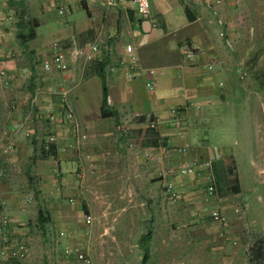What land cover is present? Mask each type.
Returning <instances> with one entry per match:
<instances>
[{"label": "crops", "instance_id": "crops-1", "mask_svg": "<svg viewBox=\"0 0 264 264\" xmlns=\"http://www.w3.org/2000/svg\"><path fill=\"white\" fill-rule=\"evenodd\" d=\"M60 1L68 9L63 17L58 14ZM114 1L107 6L104 0H0V70L7 72L0 76V204L8 206L13 242L29 247L25 259L10 258L1 264H37L34 236L41 230L43 234L49 224L41 220V213L55 220L58 235L66 232L67 243L81 245L83 224L77 223L78 210L84 198L93 208L92 193L101 188L130 189V194L140 189L150 226L136 238V245L142 247L144 259L151 253V244H162L165 256L160 258L166 264L174 255L170 242L176 218L173 201L180 200L178 216L181 210L190 213L183 220L190 226L210 221L201 216L206 206L216 208L208 202L209 177L202 164L217 153L234 157L224 145L228 136L222 135V141H213L208 134L202 137L218 115L222 65L227 63L218 44L223 40L216 22L221 8L210 7L212 0H150L151 14L142 19L133 9V0ZM230 9L223 14H231ZM32 29L35 36L22 42L19 34L27 35ZM227 30L230 35L231 27ZM100 33V50L85 67L79 57L69 58L65 71L44 68L55 41L68 52L73 35L84 45ZM128 44L133 45L135 62L128 57ZM64 90L87 131L81 148L89 152V160L76 149L70 124L64 120ZM177 107L181 108L180 125L173 113ZM50 111L58 114L55 122L47 118ZM29 114L26 129L5 147L3 136L11 135L13 125ZM51 133L57 135L58 145L56 153L48 155L44 142ZM183 147L186 153L179 152ZM145 151L150 152L149 158L143 156ZM191 160L200 163L197 172L180 175L179 166ZM81 163L94 170L85 186L75 175ZM167 182L173 183L176 199L166 192ZM65 196L76 201L63 203ZM211 223L214 233L220 232V240L202 226L194 231L190 247H214L209 250L216 254L222 229ZM45 256L42 264L56 263L53 255ZM61 261L76 262L64 252Z\"/></svg>", "mask_w": 264, "mask_h": 264}, {"label": "rangeland", "instance_id": "rangeland-1", "mask_svg": "<svg viewBox=\"0 0 264 264\" xmlns=\"http://www.w3.org/2000/svg\"><path fill=\"white\" fill-rule=\"evenodd\" d=\"M219 8L226 26L231 27L233 47L229 48L224 40L218 41L223 52L221 59L227 61L222 65L223 85L219 88L215 108L218 115L205 127L207 132L201 134L202 137L208 134L213 141H222V135L228 136L224 145L236 158L241 193L234 194L229 189H223L222 193L217 188L210 195V206L235 214L228 230L221 233V247L216 254L202 243V246H192L194 248L189 243L194 238V231L202 226L208 227L210 234L218 240L220 232L214 233L210 221L193 226L185 224L183 220L190 213L181 210L178 216L180 200H174L176 218L174 234L170 236L174 255L169 264H264V0H227ZM227 9L233 10L232 13L223 14ZM82 150L89 154L86 148ZM93 171L86 174L84 186ZM129 190L98 189L99 192L92 193L93 208L86 205L84 198L77 220L84 226L80 227L83 232L81 245L89 252L94 264H166L160 258L165 256L162 244H151V253L143 259L142 247L136 245V238L150 226V213L141 205L144 199L140 189L131 194ZM75 201L76 197L65 196L63 203ZM237 208L238 212L235 211ZM89 213L94 218L91 222L86 220ZM47 219V234H42L41 230L34 236L37 264H42L43 255L46 258L48 254L57 259L55 264H62L67 235H58L54 230L55 220L52 221L49 215Z\"/></svg>", "mask_w": 264, "mask_h": 264}, {"label": "built area", "instance_id": "built-area-1", "mask_svg": "<svg viewBox=\"0 0 264 264\" xmlns=\"http://www.w3.org/2000/svg\"><path fill=\"white\" fill-rule=\"evenodd\" d=\"M227 0H212L208 1V5L210 7L213 6L216 9L220 7V4H224V2ZM105 4L107 6H112L114 4V0H104ZM58 14L60 16H65L67 15V6L63 1H60L58 3ZM133 9L135 13L140 17V18H149L151 14V2L150 0H133ZM7 19L12 18V14L8 13L6 16ZM217 25L220 28V36L223 38L225 44L229 47L232 48V39L228 33L226 22L224 18L221 15H218L217 17ZM103 43V36L102 34H98L95 36V38L88 42L87 44L82 45L77 37L73 35L70 40V47L69 51L66 52L61 44L58 41H55L53 43L52 47V57L50 60L46 61L44 63V68L47 71H52V70H60V71H65L68 70L70 67V62L69 58H72L73 60H76L79 57H83L84 59V67L87 63L91 62L95 55L99 52L101 44ZM194 48V47H193ZM196 48V47H195ZM2 47L0 44V53H1ZM126 51L128 54V57L131 61L135 62L136 56L134 55V48L132 44H128L126 47ZM184 51L188 52V47L184 46ZM212 68V66H209ZM151 72H153L151 70ZM7 75V72L5 69L0 70V76L5 77ZM129 77L132 78L133 75L129 74ZM150 85V84H148ZM68 90H64L61 92V100H62V106L64 109L63 116L64 120L70 124V129L73 134V137L76 141V146L78 152H80L82 155H85L87 160H89L90 156L89 154H85L82 151V145L87 141L88 139V134L87 131L84 129L83 124L78 120L76 117V114L73 110V108L70 106L68 102ZM181 112V108L177 107L173 109V113L175 114L176 118V125L181 124V118L178 116ZM30 115L26 116L23 120H20L16 122L13 125V133L10 135L6 133L3 136V142L5 144V147H10L11 142L13 139V136H17L21 131L26 129L27 123L29 122ZM57 112L56 111H50L48 114V120L50 122H55L57 119ZM58 137L56 134H48L45 138L44 142V148L46 150L52 149V146H57L58 144ZM75 147V146H74ZM179 152L181 153H186L187 149L185 147L180 148ZM141 155V154H140ZM143 156L146 158H149L151 156L149 151L143 152ZM221 154L217 153L215 156H212L208 159H206L203 162V167L207 170L208 172V177H209V184L207 186V192L212 195L216 192L217 190V184H216V179L213 171V162L219 158H221ZM200 166V163H198L197 160H191L185 164H181L178 168V173L182 176H190L192 174H195L198 170V167ZM93 171L91 167H87L84 164H79V167L77 171L75 172L76 175V180L78 182H83L86 178V174L89 171ZM55 172L59 173L58 169V163H56L55 167ZM3 176V172L0 170V178ZM166 192L173 198L176 199L177 197V192L174 188V185L172 182H167L165 184ZM70 201H73L71 198ZM236 212L239 211L237 208L235 210ZM195 215H198V212H195ZM201 216L206 217L208 220L211 222L217 224L223 231L228 230L230 226V220L231 216L219 209L212 208L209 206H206L204 208V211L201 213ZM92 214H86V220L91 222L93 220ZM61 237H64L65 231H61L59 233ZM63 252L67 256H73L75 259V264H94V260L90 256L89 252L84 248L83 245H72L70 243H67L64 248ZM29 253V247L25 242H13V239L10 234V216H9V209L8 206L5 202H2L0 204V264L2 262H5L7 259L10 258H15V259H25L28 256Z\"/></svg>", "mask_w": 264, "mask_h": 264}, {"label": "trees", "instance_id": "trees-1", "mask_svg": "<svg viewBox=\"0 0 264 264\" xmlns=\"http://www.w3.org/2000/svg\"><path fill=\"white\" fill-rule=\"evenodd\" d=\"M186 11L189 13V9L186 8ZM35 36V31L32 29L27 35L23 33L19 34V39L24 42L25 39H32ZM107 89L104 87V102H107ZM105 116V112L103 111ZM56 146H52V149L44 150L48 155L56 153ZM213 171L216 179L217 188L220 189L223 193V189H229L234 194L241 193V180L239 177L238 167L236 160L233 156L219 158L213 162ZM41 220L43 222L48 221L47 218H44V214H40ZM47 217V216H46ZM147 251V250H146Z\"/></svg>", "mask_w": 264, "mask_h": 264}]
</instances>
